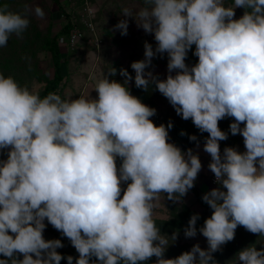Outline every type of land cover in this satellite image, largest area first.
Listing matches in <instances>:
<instances>
[{
  "label": "clouds",
  "instance_id": "1",
  "mask_svg": "<svg viewBox=\"0 0 264 264\" xmlns=\"http://www.w3.org/2000/svg\"><path fill=\"white\" fill-rule=\"evenodd\" d=\"M114 26L128 32L129 17L152 35L134 76L111 67L95 78L96 96L41 97L0 72V264H216L213 253L235 239L238 227L264 237V0H142ZM243 10L235 18V10ZM0 3V48L22 39L28 14ZM89 27H92L89 25ZM194 49V50H193ZM197 58L187 64L188 52ZM167 56L161 79L148 69ZM161 94L181 119L207 133L203 151L217 185L201 199L210 217L197 229L193 214L185 238L207 242L164 258L178 237L153 219L161 199L180 202L202 169L198 153L169 142L171 121L156 125V109L131 94L129 83ZM242 137L244 151L224 147L219 122ZM181 135H184L181 132ZM200 148L197 136L188 137ZM119 161V163H118ZM45 221L67 238L77 257L62 256L60 239L43 236ZM233 264H264V246L239 250Z\"/></svg>",
  "mask_w": 264,
  "mask_h": 264
},
{
  "label": "rangeland",
  "instance_id": "2",
  "mask_svg": "<svg viewBox=\"0 0 264 264\" xmlns=\"http://www.w3.org/2000/svg\"><path fill=\"white\" fill-rule=\"evenodd\" d=\"M61 7L64 11L71 14L75 19L79 30L83 33V37L78 46L73 50L67 48L61 49L63 56V80L56 93L63 96H87L95 97V91H92L95 78L101 73L113 67L117 73L111 79L122 82L123 77L120 76L119 70L126 69L130 75L134 76V72L130 67L131 62L142 60L143 44L148 42L155 47V41L150 34H145L142 29H138L135 20L132 17L127 18L129 22L128 32L126 36L120 35L118 30H114L113 26L122 17V9L128 8L135 15L136 11L143 5L135 0H60ZM230 2V0H229ZM0 3L7 4L8 8L14 12L25 14L26 9L40 7L43 9L45 16L43 19L37 18L34 14H28L30 21L28 28L23 33V38L18 39L15 35L9 38L7 46L0 48V72L5 76L11 75L16 81L24 86L26 85L31 91L40 94L46 84L53 78V68L51 64L50 54L46 47L47 39L56 31L61 22V8L56 6L52 0H0ZM85 4L93 11L91 22L95 25L97 41L91 42L89 34L85 27L81 24L82 15L84 14ZM242 9L235 10V18L242 15ZM192 59V54L188 52L186 63ZM167 56L166 54L156 56L152 60V65L148 69L159 78H165ZM129 89L132 95L137 96L144 104L156 109V115L150 119L157 120V126L172 122L173 127L169 130V142L174 141L182 151L192 148L198 153L202 164V169L194 183L197 192L202 195L212 188L209 186L208 177L211 174L207 165L210 162V156L203 151L204 138L207 133H200L190 120L185 121L176 115L174 109L168 101L157 91L152 90L145 92L134 86V82L129 83ZM231 118H225L219 122L222 131L228 133V139L220 141L221 152L223 148L235 147L238 151H244L243 140L239 135L233 136L228 131ZM181 132L184 135H181ZM195 135L200 143V148H196V142L190 141L189 136ZM192 192L187 193L180 202L173 203L167 199H161L158 206L154 209L153 219L160 228L162 234L171 236L173 232H178L177 239L169 244L165 252L164 258H174L184 251L190 250L194 244H199L202 249L207 248L206 239L197 232L193 238H185L183 229L187 226L188 220L184 218L185 208L195 210L201 218L207 217V210L200 200L188 201V196ZM196 197V196H195ZM197 198V197H196ZM47 224V221H45ZM48 225V224H47ZM203 226V223L196 224L197 229ZM54 234L46 229L43 236L48 239H60L64 247L57 251L64 257L71 255L74 258L77 254H72L69 250H75L67 238L63 237L58 231L56 232L52 226H49ZM256 244L257 249L264 246V237H257L247 232L243 227H238L235 232V239L223 245L221 250L213 253L215 261L224 264H233L236 257L235 254L249 246ZM155 257L151 258L147 264H154ZM218 261V262H219ZM60 264H67L62 259Z\"/></svg>",
  "mask_w": 264,
  "mask_h": 264
},
{
  "label": "trees",
  "instance_id": "3",
  "mask_svg": "<svg viewBox=\"0 0 264 264\" xmlns=\"http://www.w3.org/2000/svg\"><path fill=\"white\" fill-rule=\"evenodd\" d=\"M53 3L60 7L61 8V13L65 14L66 16H69L70 14L67 13L66 11H64L62 9V7L60 6L61 5V1L60 0H52ZM135 1H138L139 3L142 4V0H135ZM143 5V4H142ZM243 11V10H242ZM243 13V12H242ZM69 24H66L63 29H61L60 31L56 30V31H53V33L50 35V37L47 39V42H46V47H47V50L50 54V58H51V64H52V68H53V78L52 80H50L46 86L44 87L43 91L39 94L41 97H44L46 96L48 93H51V92H55L57 91V89L59 88L60 84L62 83V80H63V76L61 74L62 72V67H63V64H64V61H63V56L61 54V48L58 44V38L64 34H66L68 31H69ZM194 50V49H193ZM190 53L192 54V51H190ZM197 58L195 56L192 55V59L188 61V64L191 65V64H194L196 62ZM3 158H6V155H0V159H3ZM119 163V161H118ZM196 197H197V200H200L201 203L204 205L203 207L207 210V217H210L211 215V209L209 208V206L204 203L201 199L202 195L199 194L197 192V188L196 187H193L191 190H190ZM193 214H197L196 211L194 210H191V209H188V208H185L184 210V218L186 220H189V218L191 217V215ZM200 217V216H199ZM206 217V218H207ZM205 218H199L197 220V224L198 223H203ZM46 224V223H45ZM51 225H47L46 224V230L47 231H50L54 234L53 230L49 227ZM57 232V230H55ZM70 253L72 254H77L75 250H69ZM0 258H3L2 256H0ZM219 261V260H218ZM216 261V264H220V261L218 262ZM221 264H224V263H221Z\"/></svg>",
  "mask_w": 264,
  "mask_h": 264
},
{
  "label": "built area",
  "instance_id": "4",
  "mask_svg": "<svg viewBox=\"0 0 264 264\" xmlns=\"http://www.w3.org/2000/svg\"><path fill=\"white\" fill-rule=\"evenodd\" d=\"M84 7H85L84 14L82 15L83 18L82 20H80V22L85 27L86 31L88 32L89 40L94 43L97 41V34H96L95 25L91 22L93 11L86 4ZM66 24H69L70 26L69 31L66 34L58 38V44L61 49L67 48L69 50H73L74 48L78 46L79 42L81 41L83 37V33L79 30L75 19H72L71 14L69 16H66L65 14L61 13V22L57 30L60 31L61 29H63V27ZM89 25H91L92 27H89ZM157 123H158L157 120L154 121V124L157 125ZM171 143H174V141L172 140ZM208 183L211 188H214L217 186L214 183V176L212 173L208 177Z\"/></svg>",
  "mask_w": 264,
  "mask_h": 264
},
{
  "label": "crops",
  "instance_id": "5",
  "mask_svg": "<svg viewBox=\"0 0 264 264\" xmlns=\"http://www.w3.org/2000/svg\"><path fill=\"white\" fill-rule=\"evenodd\" d=\"M191 192V191H190ZM201 193H203V192H201ZM200 194V193H199ZM204 194V193H203ZM190 200H196L197 201V198L195 197V195L193 194V193H191L190 194V196H188V201H190ZM195 211V210H194Z\"/></svg>",
  "mask_w": 264,
  "mask_h": 264
}]
</instances>
